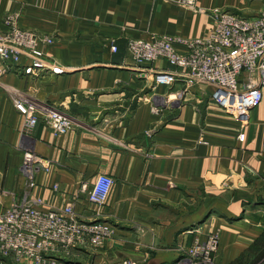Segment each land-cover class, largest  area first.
Instances as JSON below:
<instances>
[{
	"label": "crops",
	"instance_id": "1",
	"mask_svg": "<svg viewBox=\"0 0 264 264\" xmlns=\"http://www.w3.org/2000/svg\"><path fill=\"white\" fill-rule=\"evenodd\" d=\"M196 4L0 0V30L8 28L7 14H17L19 26L51 34L44 59L63 68L38 71L22 57L0 73V212L22 199H42L51 209L71 201L80 218L111 224L100 247L75 250L90 255V264H174L210 232L218 234L216 262L264 264V86L241 124L208 99L210 85L155 84L151 73L171 67L162 59L139 64L128 49L129 38L206 36L213 8L264 10V0ZM179 89L185 94L176 99ZM13 96L61 109L71 127L54 134L41 119L23 133ZM25 151L39 168L25 164ZM98 173L114 178L103 206L87 200Z\"/></svg>",
	"mask_w": 264,
	"mask_h": 264
},
{
	"label": "built area",
	"instance_id": "2",
	"mask_svg": "<svg viewBox=\"0 0 264 264\" xmlns=\"http://www.w3.org/2000/svg\"><path fill=\"white\" fill-rule=\"evenodd\" d=\"M171 1L197 8V0ZM211 13L215 24L206 36L189 40L166 35L129 38L128 49L139 64L162 59L171 67L151 73L155 84L170 87L180 82L186 88L208 84L212 87L208 99L236 121L247 124L252 110L263 98L264 10L242 15L213 8ZM17 16L7 14L8 28L0 30V73L6 65L17 63L22 57L28 58L30 66L38 71L61 73L63 68L45 60L42 50L54 37L19 26ZM177 45L184 50H179ZM112 49L116 50L117 46L113 44ZM184 89L173 92V96L184 97ZM12 101L23 116L21 129L25 134L32 132L41 119L54 134L64 133L72 125L70 118L57 107L40 105L21 96H13ZM151 110L156 113L160 106L154 104ZM24 159L25 164L39 168L40 159L33 153L25 151ZM113 183L111 175L98 173L87 190L88 202L103 206ZM43 204L42 199L16 200L0 212V254L27 259L29 264H67L65 255L79 248L100 246L112 234V225L104 220L80 218L71 201L59 209L44 208ZM217 246L216 234L195 241L174 264H220L212 256ZM122 263L137 264L132 259H123Z\"/></svg>",
	"mask_w": 264,
	"mask_h": 264
},
{
	"label": "rangeland",
	"instance_id": "3",
	"mask_svg": "<svg viewBox=\"0 0 264 264\" xmlns=\"http://www.w3.org/2000/svg\"><path fill=\"white\" fill-rule=\"evenodd\" d=\"M222 9H224V8H222ZM151 77H152V75H151ZM214 234H216L217 237H218V234L216 232H210V233L206 234V236H205V238L203 240L207 239L210 235H214ZM203 240H200V241H203ZM195 241H199V240H193L191 243H189V247L192 246V244ZM102 244H100V246ZM100 246H97V247H100ZM91 247H93V246H88L85 250H89ZM97 247H93V248H97ZM78 252L79 251L73 250L69 254L65 255V257H68L66 259L67 264H75L74 259H76V260L80 259V260H82V263L90 264L91 256L90 255H85V254H79ZM0 264H29V263H28V260H26V259L18 260V259L14 258L11 255L0 254Z\"/></svg>",
	"mask_w": 264,
	"mask_h": 264
}]
</instances>
